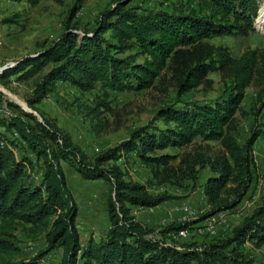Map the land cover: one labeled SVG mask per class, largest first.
I'll return each instance as SVG.
<instances>
[{
	"label": "trees",
	"instance_id": "16d2710c",
	"mask_svg": "<svg viewBox=\"0 0 264 264\" xmlns=\"http://www.w3.org/2000/svg\"><path fill=\"white\" fill-rule=\"evenodd\" d=\"M23 1L33 6L40 0ZM259 1L196 0L197 8L143 14L117 1L101 14L92 31L78 36L67 29L57 41L0 73L4 81L14 74L17 80H23L50 65L34 95L27 99L42 121L18 104L6 102L9 109L19 113L9 124L42 162L44 171L40 185L26 183L25 160L16 159L0 134V264H42L45 254L56 248L62 249L60 264H214L210 256L179 251L135 234L139 225L133 223L125 203L152 207L162 199L147 194L143 185L125 181L116 165L110 169L102 166L134 153L151 168L157 183L177 186L184 180H195L200 169L208 168L210 175L203 190L211 212L233 208L241 201L256 167L252 146L258 134L253 132L240 145L235 116L253 80L261 86L257 101L264 95V46L245 49L232 57L226 47L207 39L246 36L262 29L257 16ZM132 48L137 50L131 53ZM127 51L130 53L123 55ZM165 69L172 73L178 95L219 71L227 74L230 87L221 99L159 108L156 117L162 126L145 124L136 128L127 139L93 160L68 132L35 108L54 91L57 82L69 83L81 91L97 86L117 92L138 91L152 87ZM109 110L108 103L101 99L87 112L92 122ZM196 139L218 142L220 149L213 155L201 149L180 155L164 151L190 146ZM62 161L82 178L102 179L112 186L108 197L110 229L102 243L90 239L82 246L79 242L76 205L66 185ZM26 224L28 232L34 236L45 232L46 238V248L29 260L21 258V249L14 243L16 229ZM228 242L236 246L249 242L255 248H264V201L233 230Z\"/></svg>",
	"mask_w": 264,
	"mask_h": 264
},
{
	"label": "rangeland",
	"instance_id": "374dc122",
	"mask_svg": "<svg viewBox=\"0 0 264 264\" xmlns=\"http://www.w3.org/2000/svg\"><path fill=\"white\" fill-rule=\"evenodd\" d=\"M117 1L126 3L127 7H132L139 14L154 10L171 12L177 8H197L196 0H40L33 6L23 0H0V67L6 64V68H9L21 58L40 52L57 41L67 29L78 36L92 31L101 14L115 6ZM259 3L264 1L260 0ZM207 41L226 47L232 57H238L245 49L264 46V28L246 36L220 35ZM136 50L132 48L130 52ZM49 67L23 80H17V74L5 81L0 79L1 141L11 148L17 160H25L24 181L33 185L41 184L44 167L17 130L9 124L19 113L9 109L6 102L18 104L42 121L38 112L28 106L27 99L34 95L36 86ZM229 87L227 74L219 71L208 74L197 87L178 95L172 73L165 69L152 87L138 91L117 92L98 86L81 91L69 83L57 82L54 91L35 104V108L68 132L73 142L93 160L127 139L136 128L145 124L162 126L163 122L156 117L159 108L171 104L190 106L221 99ZM260 89L257 80L249 84L235 116L240 145H244L253 132L258 137L252 146L256 164L252 170V181L241 201L233 208L211 212L203 190L204 182L210 175L208 168L200 169L195 180H184L181 186H177L157 183L152 177L151 168L134 153L103 164L104 169L116 165L125 181L143 185L147 194L162 199L152 207L125 203L129 215L134 217L133 223L139 225L135 234L179 251H196L203 258L210 256L214 264H264V248H255L249 242L241 246L228 242L233 230L264 201V95L257 101ZM101 99L108 103L110 110L91 122L87 110ZM193 149L213 155L220 145L215 141L196 139L190 146L170 147L164 151L180 155ZM61 167L76 205L75 224L80 244L85 246L90 239L102 243L110 229L108 197L112 186L102 179L82 178L67 162L62 161ZM117 213L119 215L118 210ZM28 227V224L19 226L14 233V243L21 249V258L26 260L46 248L45 232L34 236L27 231ZM180 230H187L186 235H180ZM61 257L62 249L56 248L45 254L41 262L60 264Z\"/></svg>",
	"mask_w": 264,
	"mask_h": 264
},
{
	"label": "bare ground",
	"instance_id": "6f19581e",
	"mask_svg": "<svg viewBox=\"0 0 264 264\" xmlns=\"http://www.w3.org/2000/svg\"><path fill=\"white\" fill-rule=\"evenodd\" d=\"M260 28H264V3L260 4Z\"/></svg>",
	"mask_w": 264,
	"mask_h": 264
},
{
	"label": "built area",
	"instance_id": "2783aa9c",
	"mask_svg": "<svg viewBox=\"0 0 264 264\" xmlns=\"http://www.w3.org/2000/svg\"><path fill=\"white\" fill-rule=\"evenodd\" d=\"M11 65H12V64H10L9 66H11ZM6 67H7L6 64L3 65L2 67H0V71L4 70ZM186 232H187V230H180V231H179V234L185 236V235H186Z\"/></svg>",
	"mask_w": 264,
	"mask_h": 264
}]
</instances>
